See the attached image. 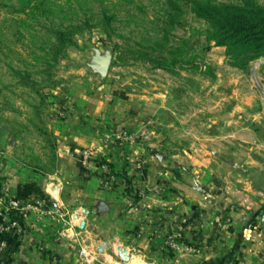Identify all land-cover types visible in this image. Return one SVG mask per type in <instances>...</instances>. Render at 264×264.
<instances>
[{
	"label": "crops",
	"instance_id": "obj_1",
	"mask_svg": "<svg viewBox=\"0 0 264 264\" xmlns=\"http://www.w3.org/2000/svg\"><path fill=\"white\" fill-rule=\"evenodd\" d=\"M222 76L186 127L165 125L157 97L59 94L56 170L0 157V264H264V61ZM157 123L152 139L143 128ZM139 128L138 143L116 139ZM10 201L24 209L14 219Z\"/></svg>",
	"mask_w": 264,
	"mask_h": 264
},
{
	"label": "rangeland",
	"instance_id": "obj_2",
	"mask_svg": "<svg viewBox=\"0 0 264 264\" xmlns=\"http://www.w3.org/2000/svg\"><path fill=\"white\" fill-rule=\"evenodd\" d=\"M211 30L187 0H0V157L8 150L25 166L54 172L60 159L49 105L79 89L99 94L110 86L157 97L165 125L176 119L186 127L182 122L198 112L208 87L235 68L226 48L208 40ZM67 31L72 45L64 48L60 34ZM95 48L93 61L80 60ZM98 57H107V65ZM257 61L264 57L235 69L248 75ZM158 125L143 129L153 139ZM143 129L115 138L138 143Z\"/></svg>",
	"mask_w": 264,
	"mask_h": 264
},
{
	"label": "trees",
	"instance_id": "obj_3",
	"mask_svg": "<svg viewBox=\"0 0 264 264\" xmlns=\"http://www.w3.org/2000/svg\"><path fill=\"white\" fill-rule=\"evenodd\" d=\"M196 17L212 29L208 40L226 48L233 67L246 69L250 61L264 57V6L256 0L218 3L214 0H187ZM64 48L72 45V34L61 33ZM176 61L174 60L172 64ZM199 69V65H194ZM13 218V211L10 212Z\"/></svg>",
	"mask_w": 264,
	"mask_h": 264
},
{
	"label": "built area",
	"instance_id": "obj_4",
	"mask_svg": "<svg viewBox=\"0 0 264 264\" xmlns=\"http://www.w3.org/2000/svg\"><path fill=\"white\" fill-rule=\"evenodd\" d=\"M92 155V153L90 151H83L82 152V156H83V159L86 160L88 159L90 156ZM1 204V203H0ZM6 209L7 211L10 213L11 211H22L24 210L23 208H21L16 202H8V204L6 205ZM16 223L15 222H11L10 225L8 227H6L5 229H8L10 227H15ZM171 247L175 248V249H178L176 247V244H174L173 242L170 243ZM4 248V244L3 243H0V252L3 250Z\"/></svg>",
	"mask_w": 264,
	"mask_h": 264
},
{
	"label": "water",
	"instance_id": "obj_5",
	"mask_svg": "<svg viewBox=\"0 0 264 264\" xmlns=\"http://www.w3.org/2000/svg\"><path fill=\"white\" fill-rule=\"evenodd\" d=\"M99 59H101V62L104 64V65H107V62H108V58L107 57H105V58H101V57H98ZM262 228H263V231H264V215H263V217H262ZM99 250L100 251H103V246H100L99 247ZM122 251H125V250H122V249H119L118 250V253H117V256L122 260V261H124V262H126V263H128L130 260H124L123 258H122ZM126 252V251H125ZM134 264H135V262H134Z\"/></svg>",
	"mask_w": 264,
	"mask_h": 264
}]
</instances>
